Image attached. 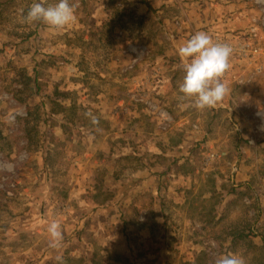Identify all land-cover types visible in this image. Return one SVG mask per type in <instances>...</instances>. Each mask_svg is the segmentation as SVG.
I'll return each instance as SVG.
<instances>
[{
    "label": "rangeland",
    "instance_id": "obj_1",
    "mask_svg": "<svg viewBox=\"0 0 264 264\" xmlns=\"http://www.w3.org/2000/svg\"><path fill=\"white\" fill-rule=\"evenodd\" d=\"M58 2L0 0V264H264V0H69L63 30L24 19ZM201 31L232 48L229 94L204 110L179 91Z\"/></svg>",
    "mask_w": 264,
    "mask_h": 264
},
{
    "label": "clouds",
    "instance_id": "obj_2",
    "mask_svg": "<svg viewBox=\"0 0 264 264\" xmlns=\"http://www.w3.org/2000/svg\"><path fill=\"white\" fill-rule=\"evenodd\" d=\"M33 24L42 22L53 30H63L73 24L77 17L74 6L69 0H59L54 5L33 3L24 18ZM232 48L228 45L213 43L205 32H197L179 48V56L186 62L185 76L179 91L181 99L199 110L215 107L229 94L223 82L225 73L230 69ZM93 125L99 123L91 112L85 113ZM166 115V114H165ZM50 246L59 248L63 235L58 223L48 227ZM215 264H245L244 258L237 253L221 255Z\"/></svg>",
    "mask_w": 264,
    "mask_h": 264
}]
</instances>
